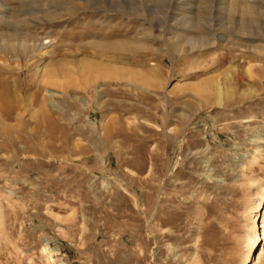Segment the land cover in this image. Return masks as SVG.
Segmentation results:
<instances>
[{
	"label": "rangeland",
	"instance_id": "1",
	"mask_svg": "<svg viewBox=\"0 0 264 264\" xmlns=\"http://www.w3.org/2000/svg\"><path fill=\"white\" fill-rule=\"evenodd\" d=\"M0 95V264H264V0H0Z\"/></svg>",
	"mask_w": 264,
	"mask_h": 264
},
{
	"label": "bare ground",
	"instance_id": "2",
	"mask_svg": "<svg viewBox=\"0 0 264 264\" xmlns=\"http://www.w3.org/2000/svg\"><path fill=\"white\" fill-rule=\"evenodd\" d=\"M18 35V34H17ZM13 37V36H12ZM14 39V38H13ZM15 39H16V37H15ZM14 39V40H15ZM17 40V39H16ZM123 45V44H122ZM100 48L102 49V50H112V51H117V52H120V51H122L121 49H115V46H114V44H112L111 46H109V45H101L100 46ZM122 48V47H121ZM7 49V48H6ZM13 49V48H12ZM14 49H16V48H14ZM16 50H18V49H16ZM13 51V50H12ZM44 55H47L46 53H44ZM59 62H61V61H59ZM55 63V62H54ZM56 71H58L59 72V74L60 73H64L65 71H66V68H65V66H64V64H60V63H58L57 64V66L54 68ZM68 73V72H67ZM64 75V74H63ZM66 76V75H65ZM232 79H233V81L234 82H236V83H241V81H242V78L239 76V75H234L233 77H232ZM216 85H218V84H216ZM148 86V85H147ZM8 96V95H7ZM2 97H1V95H0V101L2 102ZM11 99H13V100H11ZM10 99V101H8V100H6V101H4V102H2V109L5 111V114H6V116H9L8 114H10V113H12L14 110H15V103H17V100H19V99H15V98H11ZM220 99V98H219ZM221 100V99H220ZM215 102H217V100H215ZM18 105V104H17ZM17 107V106H16ZM47 114V113H46ZM48 115H50V114H48ZM7 131V130H6ZM249 223V222H248ZM252 224V223H251ZM253 225V241H252V243H251V248H250V251H249V253H248V260H247V262L249 263V255H250V253L255 249V246L257 245V234H256V232H255V229L256 228H254V226H255V221H254V223L252 224Z\"/></svg>",
	"mask_w": 264,
	"mask_h": 264
}]
</instances>
